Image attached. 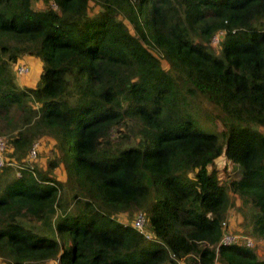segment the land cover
Here are the masks:
<instances>
[{
    "label": "trees",
    "instance_id": "obj_1",
    "mask_svg": "<svg viewBox=\"0 0 264 264\" xmlns=\"http://www.w3.org/2000/svg\"><path fill=\"white\" fill-rule=\"evenodd\" d=\"M0 136V264H264V0H0Z\"/></svg>",
    "mask_w": 264,
    "mask_h": 264
},
{
    "label": "rangeland",
    "instance_id": "obj_2",
    "mask_svg": "<svg viewBox=\"0 0 264 264\" xmlns=\"http://www.w3.org/2000/svg\"><path fill=\"white\" fill-rule=\"evenodd\" d=\"M90 10H92V8H90ZM92 13V12H90ZM218 37L215 36V41H211L210 45H214V44H217V39ZM214 50H217V49H214ZM157 56H158V53L153 51ZM218 53V52H216ZM34 58V57H33ZM36 59V58H35ZM161 63L163 66H166V63L164 61L161 60ZM20 64H24L25 66H28L29 67V71L26 75H22V76H19L17 72V67L19 66L18 65H12V70L14 71V74L17 76V80H18V84L20 86H25V87H35L37 84H38V80H39V74H40V62L37 61V62H26V61H22L20 62ZM201 105L202 106H199L198 107V110L200 111V114L201 116L206 119L207 116L206 114L208 115H214L216 114L214 109L205 101L203 100L201 102ZM34 107H36L35 104H33ZM196 111V110H195ZM197 113V112H196ZM208 120V118H207ZM210 122L206 123L208 127H211V123L209 124ZM213 129H216V126L213 128ZM43 142V146L41 147L39 153H38V157L37 159H42V161H46L47 157L49 156V152L51 151V145H52V140H42ZM42 142H41V145H42ZM210 169H215L216 170V173L214 174V176H217L220 180L222 181H225L227 180L228 178V171H229V163H228V160L227 158L223 155L221 158H219V160L212 166L210 167ZM58 175H61V173L58 172ZM60 177H63V176H60ZM65 209V208H60V210L57 211L55 217H58L59 214L61 213V211ZM232 214H230V218L228 220V223L231 222V226H238L235 224L236 221V217L235 216V213L234 211H231ZM133 218V217H132ZM132 218L130 219V221H128L129 223L132 222ZM236 218V219H235ZM118 219L122 222H127V219L125 216H118ZM259 250V253L258 256L260 257H263L264 258V241L263 242H257L256 243V246H255V251H258ZM43 264H55L54 262H46V263H43Z\"/></svg>",
    "mask_w": 264,
    "mask_h": 264
},
{
    "label": "built area",
    "instance_id": "obj_3",
    "mask_svg": "<svg viewBox=\"0 0 264 264\" xmlns=\"http://www.w3.org/2000/svg\"><path fill=\"white\" fill-rule=\"evenodd\" d=\"M215 41V36L212 39V42ZM29 71L28 66H25L24 64H21L17 67V72L19 74V76L25 75L27 74ZM39 145V142H36L33 144L32 148L29 151V154L27 156V158L29 160L34 159L36 156V148ZM5 150H6V139L2 136H0V168H2L4 165L8 164L11 165L13 167H17L16 163L14 162H7L9 160H7V158H5ZM17 175H20L19 171H16ZM145 223V218L143 216V214L138 213L136 214L134 221H133V226L137 229H139L140 231H142L143 226ZM239 240V236L231 233V232H224L222 235V238L220 240L221 244H231V243H235ZM245 244L249 247L253 246L254 241L250 238H247L245 240Z\"/></svg>",
    "mask_w": 264,
    "mask_h": 264
},
{
    "label": "crops",
    "instance_id": "obj_4",
    "mask_svg": "<svg viewBox=\"0 0 264 264\" xmlns=\"http://www.w3.org/2000/svg\"><path fill=\"white\" fill-rule=\"evenodd\" d=\"M26 61V62H37V61H39V59H35V57L33 58V57H31V56H24L23 58H22V61ZM40 62V61H39ZM40 66H41V63H40ZM40 75V74H39ZM256 253H259V250L258 251H256Z\"/></svg>",
    "mask_w": 264,
    "mask_h": 264
},
{
    "label": "clouds",
    "instance_id": "obj_5",
    "mask_svg": "<svg viewBox=\"0 0 264 264\" xmlns=\"http://www.w3.org/2000/svg\"><path fill=\"white\" fill-rule=\"evenodd\" d=\"M19 65H21V64H19ZM29 68V67H28ZM3 137V136H2Z\"/></svg>",
    "mask_w": 264,
    "mask_h": 264
}]
</instances>
